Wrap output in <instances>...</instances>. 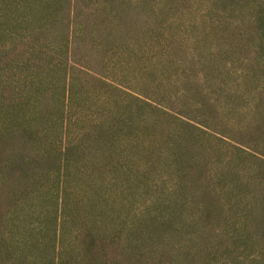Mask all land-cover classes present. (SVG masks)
<instances>
[{
	"label": "rangeland",
	"instance_id": "374dc122",
	"mask_svg": "<svg viewBox=\"0 0 264 264\" xmlns=\"http://www.w3.org/2000/svg\"><path fill=\"white\" fill-rule=\"evenodd\" d=\"M264 0H0V264H264Z\"/></svg>",
	"mask_w": 264,
	"mask_h": 264
},
{
	"label": "trees",
	"instance_id": "16d2710c",
	"mask_svg": "<svg viewBox=\"0 0 264 264\" xmlns=\"http://www.w3.org/2000/svg\"><path fill=\"white\" fill-rule=\"evenodd\" d=\"M258 23H259L260 38H261L260 49L264 52V6L263 8L260 9V12L258 14Z\"/></svg>",
	"mask_w": 264,
	"mask_h": 264
}]
</instances>
